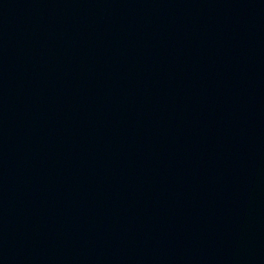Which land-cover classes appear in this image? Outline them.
Returning <instances> with one entry per match:
<instances>
[{
    "label": "water",
    "instance_id": "obj_1",
    "mask_svg": "<svg viewBox=\"0 0 264 264\" xmlns=\"http://www.w3.org/2000/svg\"><path fill=\"white\" fill-rule=\"evenodd\" d=\"M0 264H264V0H0Z\"/></svg>",
    "mask_w": 264,
    "mask_h": 264
}]
</instances>
